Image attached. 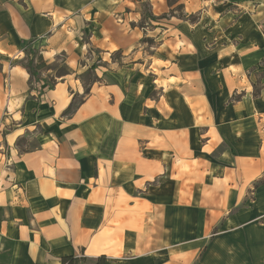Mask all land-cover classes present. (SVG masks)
I'll use <instances>...</instances> for the list:
<instances>
[{"label":"crops","instance_id":"0c3cea01","mask_svg":"<svg viewBox=\"0 0 264 264\" xmlns=\"http://www.w3.org/2000/svg\"><path fill=\"white\" fill-rule=\"evenodd\" d=\"M69 256L264 264V0H0V264Z\"/></svg>","mask_w":264,"mask_h":264},{"label":"trees","instance_id":"16d2710c","mask_svg":"<svg viewBox=\"0 0 264 264\" xmlns=\"http://www.w3.org/2000/svg\"><path fill=\"white\" fill-rule=\"evenodd\" d=\"M146 17L150 18L151 20L157 19V17H154L150 14H147ZM164 18L165 16H161L160 18ZM34 41L29 40L25 43L24 52L26 54L25 62H22L21 65L26 69L28 75H29V81H39L41 80L39 75V70L46 67L45 63L41 59L40 56H37V50L34 48ZM37 58V63L34 64V60ZM64 73H67L68 69L64 66L61 67ZM58 74V73H57ZM59 75V74H58ZM47 83L52 86L54 83V80H48ZM87 92V89H85ZM72 104L66 109V112L71 111ZM105 260L104 257H98L94 260H91L87 262V260L84 257H64L61 259V264H104Z\"/></svg>","mask_w":264,"mask_h":264},{"label":"rangeland","instance_id":"374dc122","mask_svg":"<svg viewBox=\"0 0 264 264\" xmlns=\"http://www.w3.org/2000/svg\"><path fill=\"white\" fill-rule=\"evenodd\" d=\"M142 9L145 10L146 12V6L144 4H142ZM62 65L61 62L56 63V65H54V67L52 66V69L55 70V74H61L64 73V71L62 70ZM83 81H84V85L85 87L87 86L88 83H90L91 81H93L94 77L91 74H84L83 76H81ZM51 80V79H50ZM172 81V80H171ZM154 92H152L150 95H152ZM80 101L79 98H75L73 104H72V108L76 106V104ZM18 149L20 151H27L30 149H33L34 147H36V142L31 140L30 136H25L22 139H20L18 142Z\"/></svg>","mask_w":264,"mask_h":264}]
</instances>
